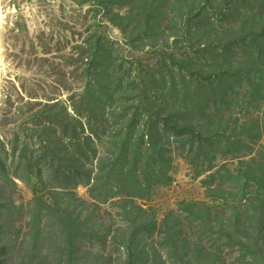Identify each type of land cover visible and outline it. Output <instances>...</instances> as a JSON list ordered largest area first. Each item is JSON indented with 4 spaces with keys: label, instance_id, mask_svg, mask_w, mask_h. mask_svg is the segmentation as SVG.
Returning a JSON list of instances; mask_svg holds the SVG:
<instances>
[{
    "label": "trees",
    "instance_id": "1",
    "mask_svg": "<svg viewBox=\"0 0 264 264\" xmlns=\"http://www.w3.org/2000/svg\"><path fill=\"white\" fill-rule=\"evenodd\" d=\"M104 1L126 7L123 15L107 14L122 30L124 44L137 51L154 49L157 57L152 63L134 59L125 65L120 45L94 30L83 47L86 78L69 102L55 100L36 109L25 102L35 127L24 129L39 140V158L55 170L62 168L58 177L66 171L83 176L78 180L88 185L89 200L79 198L75 187L42 193V178L35 180L29 184L34 209L26 222L36 224L24 233L42 234L39 221L47 211L55 225L49 232L67 241L60 256L74 258L79 234L103 237L110 230L100 225V204L117 202L128 220L117 228L125 256L108 261L157 264L150 261L153 247L147 251L134 243L138 234L159 227L154 210L135 198L147 199L154 187L171 182V149L177 147L189 163L201 159L194 165L195 176L206 172L201 181L209 200H180L177 212H166L158 231L160 245L172 242L178 261L194 264L203 257L199 237L215 234L236 246L244 264H264V0L94 4L105 8ZM43 122L59 125L60 135ZM20 156L30 161L22 151ZM225 181L235 190L225 188ZM3 190L0 182V228L10 206ZM75 201L83 205L72 212L68 207ZM84 205L92 206L91 211H83ZM185 234L198 238L193 251L185 246ZM3 240L0 264H10L13 254Z\"/></svg>",
    "mask_w": 264,
    "mask_h": 264
},
{
    "label": "rangeland",
    "instance_id": "2",
    "mask_svg": "<svg viewBox=\"0 0 264 264\" xmlns=\"http://www.w3.org/2000/svg\"><path fill=\"white\" fill-rule=\"evenodd\" d=\"M94 3L95 0H0V182L4 184L1 194L6 204L10 205L4 225L0 228V242L4 239L9 252L13 254L10 264H68L69 261L110 264L109 257L125 256V248L120 242H124V239L117 236V228L126 226L128 220L123 217L117 202L113 203L117 204L115 209L111 208V203L100 204L101 219L104 222L100 225L110 230L103 237L101 234H79L72 251L74 258L66 254L60 256V248L67 250V241L63 242L61 236L49 232L55 229V225L47 211L42 212L39 221L42 234L31 236L24 233L36 224L34 220L26 222L27 213L30 211L29 214H32L34 209L29 184L35 180L42 178L45 186L42 193L53 188L65 191V187H75L74 191L79 198L89 200L88 185L78 180H83V176L66 171L62 172L65 176L58 177L62 168L55 170V166L39 158V140L24 129L25 126L35 127L34 122L30 121L34 120L30 116L31 109L25 102L30 100L34 109L55 100L64 104L69 102V96L82 87L86 67L83 47L94 30L104 35L112 45H120L118 54L124 59L125 65L134 59L152 63L157 57L154 49L137 51L126 46L122 30L109 22V11L123 15L126 12L125 6L120 2H107L105 8H101ZM171 51L179 53L174 48ZM43 124L55 127L60 135L59 125ZM174 148L171 149L174 157L171 182L154 187L147 199L135 198L137 204L154 210L159 227L156 230L150 229L149 233L144 231L138 234L134 243L147 251L153 247L155 253L150 250L149 254L153 258L150 261L157 264H185L178 261L172 242L160 245L158 231L162 228L160 221L165 213L177 212L180 200H209L201 181L206 172L195 176L194 165L199 164L201 159L189 163L179 155L177 147ZM21 151L29 162L20 156ZM204 166L205 163L202 168ZM80 170L84 171L82 168ZM223 186L235 190L228 181ZM56 196L62 197L61 194ZM11 201L16 206H11ZM81 205L75 201L68 208L73 212ZM91 209L92 206L82 207L83 211ZM96 211L93 213L97 218ZM185 238L186 248L193 251L191 245L198 238L187 234ZM198 243L204 246V251L198 249L203 257L194 264H244L236 246L232 242L217 239L215 234L205 233L199 237ZM178 244L182 245V251L185 250L182 242Z\"/></svg>",
    "mask_w": 264,
    "mask_h": 264
}]
</instances>
